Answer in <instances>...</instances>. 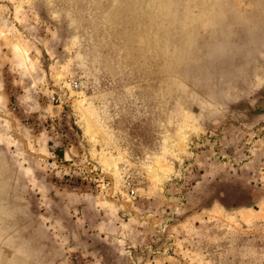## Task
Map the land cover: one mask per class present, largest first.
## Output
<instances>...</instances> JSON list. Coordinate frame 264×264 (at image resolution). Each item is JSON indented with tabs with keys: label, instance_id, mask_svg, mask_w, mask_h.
<instances>
[{
	"label": "rangeland",
	"instance_id": "obj_1",
	"mask_svg": "<svg viewBox=\"0 0 264 264\" xmlns=\"http://www.w3.org/2000/svg\"><path fill=\"white\" fill-rule=\"evenodd\" d=\"M0 264H264V0H0Z\"/></svg>",
	"mask_w": 264,
	"mask_h": 264
},
{
	"label": "built area",
	"instance_id": "obj_2",
	"mask_svg": "<svg viewBox=\"0 0 264 264\" xmlns=\"http://www.w3.org/2000/svg\"><path fill=\"white\" fill-rule=\"evenodd\" d=\"M71 87L72 89H77L78 87V84L76 82H72L71 83ZM50 101L52 102V104H58L59 103V98L54 96V95H51L50 97ZM13 109H15V107H13ZM48 119H45L44 121H40L37 117L34 118V117H30V118H26L24 120V125L27 127V128H31V130H40V127H44V126H49L51 124V122L54 121L53 117L49 116V123L47 121ZM73 135H75L73 133ZM130 194L133 195L134 194V190L131 189L130 191Z\"/></svg>",
	"mask_w": 264,
	"mask_h": 264
},
{
	"label": "crops",
	"instance_id": "obj_3",
	"mask_svg": "<svg viewBox=\"0 0 264 264\" xmlns=\"http://www.w3.org/2000/svg\"><path fill=\"white\" fill-rule=\"evenodd\" d=\"M44 141V143H42L41 145H40V148H42L41 150H39V152H41L43 155H45V156H47V155H49V156H51V152H49V144H48V141L47 140H43ZM64 155L66 156L67 155V151H64ZM45 201V204L47 203L46 201H48V200H44Z\"/></svg>",
	"mask_w": 264,
	"mask_h": 264
}]
</instances>
